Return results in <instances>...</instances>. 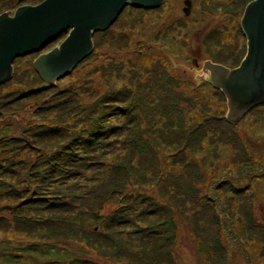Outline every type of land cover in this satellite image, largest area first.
I'll return each mask as SVG.
<instances>
[{
	"label": "rangeland",
	"instance_id": "rangeland-1",
	"mask_svg": "<svg viewBox=\"0 0 264 264\" xmlns=\"http://www.w3.org/2000/svg\"><path fill=\"white\" fill-rule=\"evenodd\" d=\"M42 1L44 0H0V15L13 14L18 7L34 6ZM184 1L168 0L167 5L154 10L126 7L105 34L101 32L94 35L93 50L89 56L53 85L42 81L34 70L33 63L41 54L59 46L68 33L40 52L15 60L11 80L0 86V120L11 118L12 121L10 125H6L9 128L0 130V158L6 159L9 169L18 160V202L15 201L16 197H11L13 195L6 198L8 205L18 203V212L11 208L18 214V218L7 214L5 222L0 223V239L4 249L24 248L34 243L50 249L51 245L71 254L65 264L71 261L104 264L102 240L108 235L116 239L129 235L132 240L140 239V243L135 245L137 248L133 249L136 254L140 250V255L136 260L122 252L117 255L113 246L114 249L106 254L111 257L117 255V264H213L207 263L198 254L193 239H185L182 247L180 246L182 240L189 237L190 231L183 229L181 233L180 227L183 225L179 209L182 197L170 183L173 176L165 178L169 170L162 167L157 174H149L147 171L152 164L146 160L150 151L144 143L149 141L148 137L156 135L154 129L158 126V112L155 110L158 102H149L165 95L161 88L158 90L160 83L154 85L152 82L166 72L167 75L162 80H166V84L171 80V85L166 86V100L173 103L176 98L172 95L173 90L183 75L186 80L180 85L186 84L184 88H188L189 78L196 84L203 80L209 82V74L203 71V65L210 57L227 69L237 68L246 50L240 19L246 5L253 0H190L194 7L192 5L188 16L183 13ZM133 82L139 87L148 85L154 89L148 95H143L136 88L131 89ZM170 89L172 94L168 91ZM184 95L195 100L194 94H190L188 90ZM212 96L215 97L209 101L215 104L210 106L217 110L210 114V117H215L214 122L217 124L214 125V131L226 129L228 135H242L241 142L248 137L253 141L248 147L264 154V106L249 112L242 119L243 123L225 128L224 124L229 123L226 119L225 99L218 92ZM150 105L153 106L148 109ZM172 105L177 109V104H170ZM116 107L120 111L122 108L121 114L115 110ZM96 119H101L98 130L102 139L96 141L93 138L91 144H88L82 138L88 136ZM136 124L147 128L143 139H140L141 134L139 139L135 136ZM47 125L58 126V133L54 132L48 138H39L41 130L47 131ZM173 127L174 125H169L167 130L172 131ZM139 142L144 145V149L141 145L136 146ZM241 142L239 140V145ZM30 146L39 151L25 149ZM76 152L82 153V158ZM134 152L144 159L132 160ZM218 152L225 161L228 155L226 151L220 148ZM203 153H199V156L202 157ZM67 155L72 157L67 158ZM39 157H43V160L39 161ZM243 157L247 158L246 155ZM61 159L67 160L65 167L68 166L69 170L58 165ZM92 159L102 165H121L119 174L114 176L111 185L104 179L109 166L106 170L101 166L97 167L100 171L97 173L94 172L95 168H89L85 175V167ZM228 159L229 167H226L225 173L229 172L233 162L232 156L231 159L228 156ZM81 160L84 161L81 165L84 169L79 171L81 166L78 162ZM253 162H256L255 158ZM30 165L33 167L30 168ZM240 165L243 166L242 163ZM261 168L263 169L248 164L246 174L242 172L244 177L237 184L240 193L248 198L254 197L252 201L247 199L246 202V206H253L254 225H248L243 233L253 238L254 249L257 250H260V243H264V177L254 180L252 177L264 175V167ZM76 171L78 174L74 173ZM26 172L30 176L27 183H24L22 179ZM209 176L212 175L209 173ZM64 177L73 178L74 181L65 186L60 182ZM89 177L92 180L86 184V189H92L91 198L100 199L101 202L89 214H81L87 205L94 202L80 200L79 197L84 193L70 185ZM149 177L150 180L147 179ZM164 178L168 186L158 190V180L162 181ZM227 181L231 183L234 178ZM246 185L247 191L242 192L244 188L240 186ZM228 186L229 184L225 189ZM151 187L156 190L154 194L149 190ZM6 191L9 190L0 185V195ZM44 192L73 196L70 203L75 207L66 213L62 208L36 205L31 201L35 194ZM154 195L156 202L152 203ZM164 206L170 211V216L165 212L162 214ZM248 212L249 210H244V214L250 215ZM118 223L120 224L117 225ZM93 228L101 233H94L91 231ZM240 246L242 248L231 247L228 250L225 244L224 263L264 264V258H253L248 249L249 242L243 240ZM38 247L42 249L41 246ZM78 248L85 253L81 254ZM243 248H246L248 261L244 259ZM211 254L217 262L216 247L212 253L209 252V256Z\"/></svg>",
	"mask_w": 264,
	"mask_h": 264
},
{
	"label": "trees",
	"instance_id": "trees-1",
	"mask_svg": "<svg viewBox=\"0 0 264 264\" xmlns=\"http://www.w3.org/2000/svg\"><path fill=\"white\" fill-rule=\"evenodd\" d=\"M166 2L168 3V0H165L164 3L158 8H162L165 4L167 5ZM192 5L194 7V3H192ZM107 31L108 29L104 31V34ZM189 54L192 55L191 53ZM205 61L211 62L213 64H219V62H217V60H215L213 57H210ZM163 73V76H159L156 80L152 79L154 80L152 84L156 85L160 83L158 90L161 88L162 91H164L165 95L163 97L162 94V96L159 97L156 101L150 100L149 102V104L158 102V105L155 108V110L158 112V114H156V121L158 123V126L154 129V131H156V135L148 137L147 139L149 141H146L144 144L148 146V149L150 151L149 158L146 160L152 164L147 168L148 173L157 174L160 168H167L169 172L165 174V178L170 179V176H173V179L170 180V183L173 184L174 191L178 193L180 197H182L180 201L181 207L179 209V212L181 213L180 222L183 225L180 227L182 230L181 233H183L184 230H189L190 235L189 237H186L182 240L180 246L182 247V243L185 239H193L197 246L198 254L203 256L206 259L207 263L210 262L213 264H229V262L224 263L225 258L223 253H225V244L228 250L231 247L239 249L242 248V246H240V243H243V240H245L246 242L250 243V247L248 249L253 258L256 259V256L259 258L262 257L260 251L254 249L255 243H253V238L246 234L244 235L243 233V230H247L246 228L248 225H254L253 206H246L247 199L252 201L254 197L251 196L250 198H248V196L246 197L243 193H240L241 191H238L237 184L239 182V179L241 177H244L242 176V172L244 171V174H246L245 170L248 164H250V166L252 167L258 166L259 169H263L261 167H264V154L257 152L256 149L248 147L250 142L253 143V141H251L248 137H245L241 142L242 135L237 137H234L233 134L228 135L226 129L224 131H214V125L217 124L214 122L215 117H210V114L212 112H217V110L212 109L210 105L215 103H212L209 100L215 97L212 96L214 93L221 92L212 86L210 80L209 82L208 80H203L201 83L196 84L194 80L190 81L189 78V80L187 81L188 88H184L186 84L180 85V83H183L186 80L185 78H183V75L181 78H179V83L176 81V83L178 84L176 85V89L173 90V94L172 89L168 90L173 96L176 97L174 98L173 103H169V101L166 100V86L171 85V80L169 81V84L164 83L166 80L164 81L162 80V78L166 77L167 74L166 72ZM151 76L149 77V79L152 78ZM133 88H136V90L140 91V93L143 95H148L154 89L153 86L148 85L139 87L135 85L134 82L131 83V89ZM144 89L147 90L144 91ZM178 89H181L182 91L179 92ZM187 90L190 94H194V101L192 98L185 97L184 92ZM221 95L224 97L222 93ZM170 104H177V109L174 105L170 106ZM225 105V110L228 112L226 99ZM152 106L153 105H150L148 109L152 108ZM117 108L118 107H116L115 110L119 112V114H121L122 108L121 111L120 109L117 110ZM251 111H256V109L254 108ZM245 116H243L238 122H230L227 119L229 123L226 122L224 124V127L230 128V126H236L238 123L242 122V119H244ZM171 118H173L174 120L172 121ZM100 120L101 119H96L94 127L91 131L88 132V136L86 138H82L85 141L87 140L88 144H91L90 141L93 138H95L96 141L102 139L98 130V123L100 122ZM169 125H174L172 131L167 130V127ZM5 128H9V126L2 128L0 127V130ZM56 128H58V126L47 125V131L41 130L38 137H51L54 132L58 133ZM136 129V138L139 139V136L141 134L142 136L140 137V139H143V133L147 128L143 125L138 127V125L136 124ZM62 135L63 133L59 134V136ZM239 140L241 142L240 145ZM140 145V142L136 144V146ZM206 145H208L210 148H205ZM141 148L144 149V145H141ZM220 148L222 150H225L228 154L227 159H225L227 163H225L224 158H221V153L218 152ZM25 149L31 151H39V149H36L33 146L27 147ZM201 152H204L202 157L199 156V153ZM45 153L46 151L44 152V154ZM76 153H78V155H76L79 158H82V153ZM243 155H246L247 158H244ZM67 156V158L72 157L69 155ZM228 156H230V159L232 156L231 161L233 162L231 163L229 172L225 173L227 171L225 170L227 169L226 167H229V165H227L230 161L228 159ZM255 156H258L259 158H256ZM48 158H50V156H48ZM138 158L142 157L138 153L134 152V157L132 160H136ZM254 158L256 160L255 163L253 162ZM38 160L42 161L43 157H39ZM66 163L67 160L61 159V163H59L58 165L66 170H69L68 166L65 167ZM241 163L243 166L240 165ZM16 164H18V160L12 163V167L9 169L6 159L0 158V185L9 190L6 191L7 193L3 192V194L0 195V223L5 222V220L7 219V214H13L16 218H18V214L14 213L11 209L13 208L15 212H18V203L13 205H8L6 203V198L11 195H13L11 197H16L15 201L18 202V165L16 166ZM82 164H84V161L81 160L78 162L79 166H81ZM14 166L16 167L14 168ZM99 166H101L105 170L108 166L110 167L107 173V177L105 175L104 179L107 182H110L111 185L113 183L114 176L119 174L118 170L121 165H118L117 163L112 166H110L109 163L107 165H102L96 159H92L87 163L85 167V175L87 174L86 172H88L89 168H95L94 172L96 173L100 172L97 168ZM32 167L33 165H30V168ZM4 168H7V170H5ZM83 169L84 168L81 166V168H79L78 170L82 171ZM255 169L256 168H254L253 171H255ZM74 173L78 174L77 171ZM209 173L212 176H209ZM29 176V172H26L24 178L22 179V182L27 183ZM259 176L254 175L252 179L254 180L256 178L260 179L264 177V175L262 174H259ZM227 177L228 179L233 177L234 181L229 183L227 181L228 179H225ZM90 178L91 177L86 178V180L84 181L77 182V184L75 185H70V187L76 189L78 192L84 193L82 197H79L80 200H83L84 202H94L92 203V205H87V208L84 209L81 214H89V211L101 202L100 199L93 200L91 198L93 193L92 189H86V184L90 182V180H92ZM165 178L162 181L158 180V190L167 188L168 183ZM147 179L150 180L151 178L149 177ZM63 181L60 182L65 186H69V182L74 181V179L64 177ZM226 183L229 184V186L225 189V187L227 186ZM54 187L56 186L54 185ZM240 187L244 188L242 192L247 191V185ZM149 190L153 194L156 192L154 187H151V189ZM225 193H227L228 195H225ZM238 193H240V195ZM62 194L64 195L58 196V194H49L47 192L39 195L35 194L31 201H34L36 205L40 204L51 208H62L63 211L67 213L70 209L75 207L74 204L70 203V199H72L73 196H66V193ZM151 202H156L155 195L152 196ZM148 205L149 207H151V204ZM209 209L212 210V212ZM244 210H249L248 213L250 215L244 214ZM155 211L160 213V211L156 209ZM164 212L167 216L171 215L170 211L166 210L165 206L162 209V214ZM184 214L187 215L185 217H182ZM97 218L103 217L97 216ZM124 222L127 223L128 221ZM119 224L120 223H118L117 225ZM91 231L96 234L101 233V231H98V229L96 228H93ZM184 234H187V232H184ZM1 243L2 242L0 239V264H44V262L45 264H65L68 262V258L71 257V254L67 251L51 245L50 249H45L42 247V245L37 243L27 245L24 248L21 247L14 249H4ZM137 243H140V239L132 240L130 239L129 235L121 236L118 239L112 238L111 235H108L105 239L102 240L101 243L104 252L102 256V258L105 260L104 264H117L116 257L119 252L131 255L136 260V257L140 255V250L139 254L133 252V249L137 248L135 246ZM38 246H41L42 249H40ZM113 246H115V250L117 251V255L115 257H111L109 254H106L107 251L114 249ZM214 247H216L217 250V262L214 260V256L212 254L209 256V252L212 253ZM78 251L81 254L85 253L84 250L80 248H78ZM243 251L245 257L244 259L248 261L249 256L246 255V248H243ZM176 252L178 253V251ZM69 264L81 263L77 261H71ZM138 264L143 263L138 262Z\"/></svg>",
	"mask_w": 264,
	"mask_h": 264
},
{
	"label": "water",
	"instance_id": "water-1",
	"mask_svg": "<svg viewBox=\"0 0 264 264\" xmlns=\"http://www.w3.org/2000/svg\"><path fill=\"white\" fill-rule=\"evenodd\" d=\"M165 0H44L0 15V86L9 82L16 59L40 52L65 33L67 37L33 63L38 76L49 85L67 76L93 50V37L104 32L126 7L154 10ZM183 13L192 3L184 1ZM246 39L242 61L235 69L205 62L212 86L226 99L227 119L238 122L252 109L264 105V0L248 3L240 19ZM11 118L0 120V127Z\"/></svg>",
	"mask_w": 264,
	"mask_h": 264
},
{
	"label": "crops",
	"instance_id": "crops-1",
	"mask_svg": "<svg viewBox=\"0 0 264 264\" xmlns=\"http://www.w3.org/2000/svg\"><path fill=\"white\" fill-rule=\"evenodd\" d=\"M262 227L264 228V222L262 223ZM259 247H260L259 251H260V253H262V257L259 258L256 256L257 260L264 258V243H260ZM245 264H248V263H245Z\"/></svg>",
	"mask_w": 264,
	"mask_h": 264
}]
</instances>
